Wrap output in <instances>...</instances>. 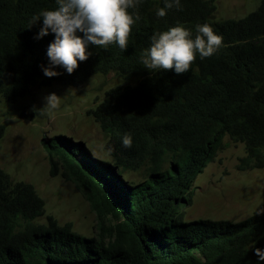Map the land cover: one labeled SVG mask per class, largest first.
<instances>
[{
  "label": "trees",
  "instance_id": "16d2710c",
  "mask_svg": "<svg viewBox=\"0 0 264 264\" xmlns=\"http://www.w3.org/2000/svg\"><path fill=\"white\" fill-rule=\"evenodd\" d=\"M180 3L161 18L156 12L164 0H139L129 9L140 19L126 51L115 43L89 45L92 55L74 73L56 67L60 75L49 78L42 69L55 35L36 39L43 18L32 19L54 10L56 0H0L5 100L55 83L82 86L97 74L124 80L88 110L106 137L103 148L63 134L43 138L50 174L75 184L97 215L98 234L82 235L72 222L47 215L35 185L0 168V264H264L255 255L264 249V212L238 222L187 219L195 177L219 160L227 136L245 146L241 170L264 168V0L245 17L227 20L214 18L216 0ZM178 23L193 37L197 24H209L221 47L203 60L197 53L184 74L145 68L141 54L151 36ZM5 130L0 123V137ZM125 134L131 148L123 146ZM92 148L105 157L92 156Z\"/></svg>",
  "mask_w": 264,
  "mask_h": 264
},
{
  "label": "rangeland",
  "instance_id": "374dc122",
  "mask_svg": "<svg viewBox=\"0 0 264 264\" xmlns=\"http://www.w3.org/2000/svg\"><path fill=\"white\" fill-rule=\"evenodd\" d=\"M260 3L261 0H216L214 18L240 19L255 11ZM121 83L124 80L115 73L97 74L78 87L55 83L34 88L16 102L0 95V123L6 125L5 134L0 137V168L14 180L34 184L46 200L47 215H54L61 224L72 222L77 232L89 237L98 234L97 215L73 182L60 173L50 174L51 164L43 138L48 140L63 134L90 146L101 145L106 137L88 110L104 98L108 89ZM51 93L60 97L59 107L51 114L37 115L34 106L42 108L44 97ZM24 111L26 116H22ZM224 143L219 160L209 163L195 177L188 220L238 222L264 212V168L241 170L240 158L246 154L244 144L235 143L228 136ZM91 155L98 159L105 157L93 148ZM127 177L138 179L137 174ZM40 220L45 221L46 217Z\"/></svg>",
  "mask_w": 264,
  "mask_h": 264
},
{
  "label": "clouds",
  "instance_id": "9594fccd",
  "mask_svg": "<svg viewBox=\"0 0 264 264\" xmlns=\"http://www.w3.org/2000/svg\"><path fill=\"white\" fill-rule=\"evenodd\" d=\"M164 3L165 7L156 12L161 18L166 16L168 9L181 8L180 0H164ZM56 4L54 10L42 9L32 19L34 24L43 18L36 39L49 32L55 35L47 49L49 66L42 69L49 78L60 75L54 70L56 67H63L68 74L74 73L79 63L92 55L87 51L89 45L106 49L115 43L126 51L132 26L140 19L138 12H129L130 8L138 7L139 0H56ZM150 41V46L141 54L142 65L150 71L174 70L177 75L191 70L197 53L203 60L213 56L222 45V37L207 23L196 25L194 37L190 30L178 23L166 31L154 33ZM44 101L42 108L34 106L37 115L51 114L59 107L60 97L51 93L44 97ZM122 143L125 148H131V134H125ZM255 255L264 261V249L256 248Z\"/></svg>",
  "mask_w": 264,
  "mask_h": 264
}]
</instances>
